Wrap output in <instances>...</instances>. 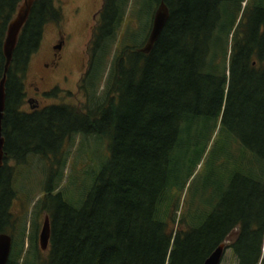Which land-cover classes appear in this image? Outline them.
<instances>
[{
	"label": "trees",
	"instance_id": "trees-1",
	"mask_svg": "<svg viewBox=\"0 0 264 264\" xmlns=\"http://www.w3.org/2000/svg\"><path fill=\"white\" fill-rule=\"evenodd\" d=\"M131 1H102L79 87L85 106L24 112L21 77L45 25L61 19L54 0H33L5 84L0 233L16 235L22 224L9 225L15 177L7 163L36 155L58 168H50L32 212L49 218L45 258L30 260L38 253L33 219L27 256L22 231L7 264H203L234 230L227 249L237 264H264V0H135L138 26L147 19L136 43L134 31L118 38ZM21 2L0 0V79L6 26ZM160 2L169 17L144 54ZM74 136L82 137L81 151L90 139L98 145L81 170L91 183L70 202L72 176L56 189L67 162L63 145Z\"/></svg>",
	"mask_w": 264,
	"mask_h": 264
},
{
	"label": "rangeland",
	"instance_id": "rangeland-1",
	"mask_svg": "<svg viewBox=\"0 0 264 264\" xmlns=\"http://www.w3.org/2000/svg\"><path fill=\"white\" fill-rule=\"evenodd\" d=\"M67 1H69L72 5L61 10L63 19L61 18L59 22H51L45 25L40 46L38 50L30 56L27 69L25 70L23 77H21L24 92V104L22 105L21 110L24 112H31L32 110L30 109V106L35 105L34 103L28 105V98H36L39 101V107H36L37 110L43 109L47 106L60 104H65L75 108H82L85 106V97L83 96L81 90H79V87L81 85V80L89 67L90 57L87 47L92 36V27L94 24L91 16L100 9L102 0ZM54 5L57 8L59 6V0H54ZM75 5L82 7V10L77 17L72 15L71 10ZM137 10V4L135 3V0H132L131 4L127 8V16L118 38H121V33L130 30L131 32L134 31V37L130 38L131 41L135 43L142 41L145 32L142 25H144V21L147 19H142V24H140L139 27L136 20ZM59 32H61V35L66 38L65 43L67 44V47L61 51V61L59 65L54 67L52 65V53L54 52L53 46L55 47L58 45L56 39ZM67 34H69L70 37H68ZM118 38L113 43L111 52L108 54V63L114 55L118 41H120ZM44 64H50V67L45 70ZM108 69L109 65L106 70L107 72ZM106 71L104 73L105 76L107 74ZM103 88L104 84L101 83L98 88L97 95H99ZM53 92H56L55 95H53ZM81 141L82 137L74 136L73 140L65 141L63 145L67 162L66 166L62 169L63 176L60 181L59 188H57L56 191L58 189H66L67 182L72 176L73 185L72 187H68L66 192L68 195L67 199L70 202H77V200H79L80 197L86 193V189H88V185L91 183V177L88 176L89 172L83 176V171L81 170H84L88 165H91V161H89V159H95L94 154H91V158H87L85 153H90V151L98 145V141L90 139L88 147L90 150L84 148L85 151H81ZM212 145V149H214L218 143L216 141L214 142V139H212L208 148H211ZM96 149L97 148H95V150ZM91 153L93 152L91 151ZM89 155L90 154H88V156ZM208 157V151L202 154L189 182L193 181V184L196 182V179L204 170L203 166L206 164ZM7 164L11 167V170H13L12 177H15V181L13 180L15 198L12 200L9 209L11 214L9 225L14 222L17 225L22 223L24 224V230L21 224L16 226V235H14L11 231H9V233L7 231L3 232L9 234L12 238L13 253L15 247H17L16 244L20 241L23 231V254H26L27 249L29 248L28 240L30 239V236H32V231L34 230V219L37 235V242H34V244L36 245L35 249H37L38 253L30 260H35L39 257L44 259L47 251L42 252L38 245V236L43 223L42 212L38 216H33L32 212L36 202L44 195V187L50 168L55 170L58 167L56 165L52 166L50 161L36 155L28 156L26 161L21 165L16 164L14 161H9ZM94 168L92 167V169ZM98 170L99 168H97L95 173H97ZM184 193L185 191L182 193L181 198ZM19 263L21 264V261H19ZM220 264H237L230 249H226Z\"/></svg>",
	"mask_w": 264,
	"mask_h": 264
},
{
	"label": "water",
	"instance_id": "water-1",
	"mask_svg": "<svg viewBox=\"0 0 264 264\" xmlns=\"http://www.w3.org/2000/svg\"><path fill=\"white\" fill-rule=\"evenodd\" d=\"M33 0H22L18 5L15 15L8 22L6 26V31L4 34V39L2 41V55L4 59L2 76L0 79V168L2 166V161L4 158V138L2 136V120L5 110V100H6V89L5 84L7 80V73L9 66L11 64L13 51L17 45L18 37L20 32L27 20L30 12ZM169 17V10L164 2H160L154 11L152 18V25L149 31L145 45L140 49V52L148 54L156 40L158 39L161 31L163 30L166 21ZM32 110L36 109L35 106L30 107ZM238 234L237 230L231 232L224 242L221 243L203 262V264H220L223 255L227 249V245L232 243ZM50 238V223L47 215L43 217L42 227L38 236V244L42 252L47 251L48 243ZM12 239L6 234L0 233V264H7L10 251H11Z\"/></svg>",
	"mask_w": 264,
	"mask_h": 264
},
{
	"label": "flooded vegetation",
	"instance_id": "flooded-vegetation-1",
	"mask_svg": "<svg viewBox=\"0 0 264 264\" xmlns=\"http://www.w3.org/2000/svg\"><path fill=\"white\" fill-rule=\"evenodd\" d=\"M103 1V0H102ZM60 4H61V6H60ZM70 5H72V4H70L69 3V1H67V0H59V6L57 7V9L60 11V13H61V18H62V12H61V10L63 9V8H66V7H68V6H70ZM101 7H102V2H101ZM101 7H100V9L98 10V11H96L92 16H91V19L94 21V24H93V27H92V33H93V30H94V28H95V25L97 24V19H98V17H99V11L101 10ZM72 15L74 16V17H77V16H79V14H80V12H81V10H82V7L81 6H79V5H75L72 9ZM63 19V18H62ZM61 20V19H60ZM68 35V37H70V35L69 34H67ZM91 38H92V36H91ZM66 38H64L62 35H61V32H59V35H58V37H57V46H53V53H52V65L54 66V67H56V66H58L59 65V63H60V61H61V51L63 50V49H65L66 47H67V44L65 43V40ZM91 40V39H90ZM89 40V45H88V47L90 46V41ZM88 47H87V49H88ZM50 67V64H44V68H45V70H47L48 68ZM53 67V68H54ZM48 95V94H47ZM39 101L36 99V98H28L27 99V104L28 105H31V103H34L35 105V107H39V103H38ZM31 107V106H30ZM37 108L36 109H34V110H32L31 108V110L32 111H35V110H37ZM4 152V151H3ZM3 163H2V166H1V168H0V171H1V169L3 168V166H4V158H3V161H2ZM2 234H6V233H2ZM6 235H8L9 236V234H6ZM11 237V236H10ZM12 239V238H11Z\"/></svg>",
	"mask_w": 264,
	"mask_h": 264
}]
</instances>
